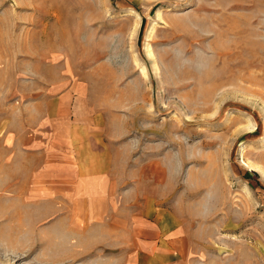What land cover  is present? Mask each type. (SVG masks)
<instances>
[{"label": "rangeland", "instance_id": "rangeland-1", "mask_svg": "<svg viewBox=\"0 0 264 264\" xmlns=\"http://www.w3.org/2000/svg\"><path fill=\"white\" fill-rule=\"evenodd\" d=\"M173 239L264 264V0H0V264Z\"/></svg>", "mask_w": 264, "mask_h": 264}, {"label": "crops", "instance_id": "crops-1", "mask_svg": "<svg viewBox=\"0 0 264 264\" xmlns=\"http://www.w3.org/2000/svg\"><path fill=\"white\" fill-rule=\"evenodd\" d=\"M82 119H87V117H83ZM95 135L97 136V134ZM90 185L91 189L95 190L93 193H96L99 189V183L93 182ZM31 197L33 199L36 196H34V194H31ZM24 199L26 198L24 197ZM154 248V252H146V254L145 252H142L144 255L152 259V264H188V257L186 255L187 242L185 240H167L164 242V245L157 243ZM159 248H162L161 255L159 254L160 251H158Z\"/></svg>", "mask_w": 264, "mask_h": 264}]
</instances>
